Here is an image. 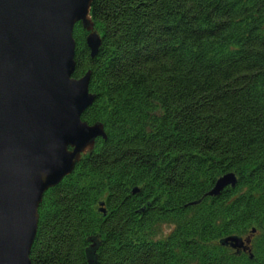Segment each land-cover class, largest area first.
Returning a JSON list of instances; mask_svg holds the SVG:
<instances>
[{"label": "trees", "instance_id": "16d2710c", "mask_svg": "<svg viewBox=\"0 0 264 264\" xmlns=\"http://www.w3.org/2000/svg\"><path fill=\"white\" fill-rule=\"evenodd\" d=\"M90 17L101 46L76 25L72 77L90 73L81 120L106 139L44 194L31 264H264V0H93ZM250 235L249 253L221 244Z\"/></svg>", "mask_w": 264, "mask_h": 264}, {"label": "water", "instance_id": "95a60500", "mask_svg": "<svg viewBox=\"0 0 264 264\" xmlns=\"http://www.w3.org/2000/svg\"><path fill=\"white\" fill-rule=\"evenodd\" d=\"M92 2L0 0V264H31L44 193L73 172L95 139H106L101 124L81 121L95 99L90 73L72 78L75 24L89 33L92 58L100 47L89 18ZM235 182L225 174L207 196ZM224 243L243 246L237 238Z\"/></svg>", "mask_w": 264, "mask_h": 264}, {"label": "rangeland", "instance_id": "374dc122", "mask_svg": "<svg viewBox=\"0 0 264 264\" xmlns=\"http://www.w3.org/2000/svg\"><path fill=\"white\" fill-rule=\"evenodd\" d=\"M74 57H75V51H74ZM31 261V260H30Z\"/></svg>", "mask_w": 264, "mask_h": 264}]
</instances>
